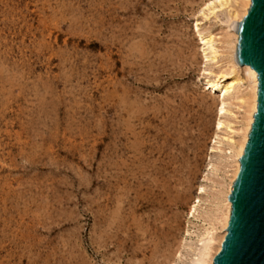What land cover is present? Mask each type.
I'll return each mask as SVG.
<instances>
[{
  "label": "rangeland",
  "instance_id": "1",
  "mask_svg": "<svg viewBox=\"0 0 264 264\" xmlns=\"http://www.w3.org/2000/svg\"><path fill=\"white\" fill-rule=\"evenodd\" d=\"M136 1L0 0V264H168L205 225L224 12Z\"/></svg>",
  "mask_w": 264,
  "mask_h": 264
},
{
  "label": "bare ground",
  "instance_id": "2",
  "mask_svg": "<svg viewBox=\"0 0 264 264\" xmlns=\"http://www.w3.org/2000/svg\"><path fill=\"white\" fill-rule=\"evenodd\" d=\"M138 1H136V2H138ZM216 2L219 3L218 6L216 5ZM250 6H251V0H206V2H204L202 5V9L200 8V11L203 14H205V12H207L208 16H210V15L216 16L217 10H219L220 13L224 12V14H223V16H224L223 17L224 18L223 19V33L221 34L222 35L221 39L220 38L217 39V40H220L219 42L221 45H219V46L217 45L218 47L214 45V39H213L214 35L213 36H204L202 33V35L204 36L202 39L203 43H204L203 49H205V50H203L204 51V61H203L204 69H202V71L204 72V75H205V79H204L205 82L203 85L205 87L204 88L205 91H207L211 95L217 96V98H218V105L216 108V120H215V125L213 127L214 133L212 136L213 138H211V140H212L211 141V143H212L211 153H213L215 151H219L220 153H223L224 156L222 158H224V160L221 161L222 160L221 159L218 162L217 161L214 162L212 160L208 161L207 173L204 175L202 183L200 185H198L197 195H196L195 199H193L194 201H193L192 205L190 206V211H188L191 218L192 217L195 218V216H196V217L202 219L204 222L203 224H205V225H203V227L200 228V230L198 231L199 233L197 232L198 235H197L196 240L193 244H190V242H188L189 245H187L185 242V245H187L186 247H184L186 250L185 251L186 255L184 256L185 259L182 258L183 253L181 251V249H182L181 248L182 245H181L180 248L178 247L179 251L177 253H176V251H174L175 252V255L173 254L175 256V257H173L174 260L172 262H169L168 264H213L214 258L220 252L221 247H222V243H223V241L227 235V228L229 225L230 215H231V210H232V205H231L228 198H229V195L231 193V188L233 186V183L235 182L237 175L240 171V158L242 157V155L245 151V147H246L248 139H249V134L251 132L252 125L254 123V115L257 112V106H258L257 73L255 72V70L251 69L250 66H241L238 63L237 58H236V46L238 43V35L235 32L236 25L238 23H240L242 21V19L247 15ZM120 10H121V8H120ZM130 10H132V8ZM133 13H134V11H133ZM116 14H118V13H116ZM127 16H129V15H127ZM148 16H149V14H148ZM131 20H133V19H131ZM145 23L146 22H144L143 24H145ZM143 24H142V27H143ZM150 25H151V23H150ZM136 28H137V26H136ZM136 28H134V30ZM151 28H153V27H151ZM151 28H149L147 30H149V31L153 30ZM141 31H142V28H141ZM143 31H145V30L143 29ZM135 33H137V32H135ZM131 34H133V33H131ZM149 34H151V33H149ZM137 35H138V33H137ZM138 36H140V35H138ZM126 37L128 38L127 35H126ZM147 37H148V35H147ZM136 46H137V42H136ZM141 46L144 47V45H141ZM142 48L140 50H142ZM144 52H145V50H144ZM146 52H147V50H146ZM130 55H132V53ZM136 57H138L137 54H136ZM127 58H129V57H127ZM134 61H136V60H134ZM212 63H214L215 65L220 63L222 68L219 67V71L216 69L217 72H214L212 70V67H210L213 65ZM132 64H131V66H132ZM240 71H242L243 76L240 75L241 74ZM133 75H134V73H133ZM124 76H122V78H125ZM130 79H131V77H130ZM242 89H244V90H242ZM125 98H127V97H125ZM142 107H140V109ZM135 108L133 110L136 111ZM145 111L146 110H144L142 112H145ZM122 112H124V111H122ZM139 113H140V111H139ZM129 115H130V113H129ZM124 119H126L127 121L129 120L126 117ZM115 123H117V122H115ZM128 127H130V126L128 125ZM126 130H128L127 127H126ZM131 132H133V131H131ZM223 132L226 133L224 136L221 135ZM115 133H116V131H115ZM119 133H121V132H119ZM125 133H126V131H125ZM115 136L116 135H114V137ZM119 136H120V134H119ZM130 136H131V133H130ZM134 137H135V134H134ZM137 139H136V142H137ZM140 140H141V138H140ZM114 142H116V140ZM134 142L135 141H133V144H134ZM139 147H141V146H139ZM115 148L117 149L118 147L115 146ZM135 150H136V148H135ZM114 155H115V153H114ZM115 157H117V156L115 155ZM122 159H123V157H122ZM148 160H150V159H148ZM127 162H129V161H127ZM148 172H146V173H148ZM126 205H128V204H126ZM185 245L183 244V246H185ZM181 258H182V260H181ZM167 261H169V260H167ZM163 264H167V263H163Z\"/></svg>",
  "mask_w": 264,
  "mask_h": 264
},
{
  "label": "water",
  "instance_id": "3",
  "mask_svg": "<svg viewBox=\"0 0 264 264\" xmlns=\"http://www.w3.org/2000/svg\"><path fill=\"white\" fill-rule=\"evenodd\" d=\"M236 58L258 79V106L231 188L227 235L213 264H264V0H251L235 29Z\"/></svg>",
  "mask_w": 264,
  "mask_h": 264
}]
</instances>
